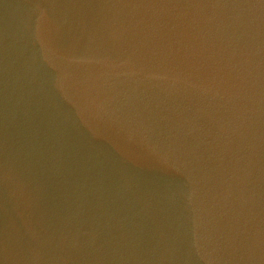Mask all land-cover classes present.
Returning a JSON list of instances; mask_svg holds the SVG:
<instances>
[{
    "label": "water",
    "instance_id": "1",
    "mask_svg": "<svg viewBox=\"0 0 264 264\" xmlns=\"http://www.w3.org/2000/svg\"><path fill=\"white\" fill-rule=\"evenodd\" d=\"M0 264H264V0H0Z\"/></svg>",
    "mask_w": 264,
    "mask_h": 264
}]
</instances>
